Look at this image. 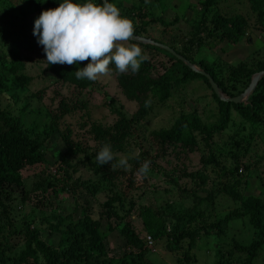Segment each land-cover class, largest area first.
<instances>
[{
  "label": "trees",
  "instance_id": "trees-1",
  "mask_svg": "<svg viewBox=\"0 0 264 264\" xmlns=\"http://www.w3.org/2000/svg\"><path fill=\"white\" fill-rule=\"evenodd\" d=\"M72 2L83 4L87 0ZM92 2L102 5L101 0ZM223 2L198 0L197 6L187 3L190 17L181 12L173 15L170 21H165L161 16L165 10L163 0H151L145 7L143 0L129 7H123L119 0H108L120 10L122 16L133 21L134 35L171 48L207 73L224 95L233 97L248 85L252 74L264 69V52L261 56L257 54L242 60L236 66L223 68L221 61L215 58L206 60L200 50L212 49L221 42L234 45L244 36L247 39L246 29L251 26L258 32L264 31V0H247V14L254 18L252 24L246 14L227 10ZM20 3L28 7L33 3L34 16L29 20L34 21L41 11L58 7L63 0H20ZM14 12L9 0H0L1 15H13ZM18 16L24 20L23 10L19 9ZM179 19H183L190 28V35L185 40L181 33L169 35L168 39L151 37L147 33V28L159 23L163 26L160 31L164 34L168 32L167 27ZM2 23L6 28L1 27ZM12 27L11 20L0 18L2 47L7 46L6 37L15 39L18 36L20 28L14 32ZM130 43L138 44L148 56L139 71L135 74L130 71L119 74L114 64H110L109 68L114 73L120 91L126 99L136 101L137 108L129 117L113 109L116 118L110 125L89 122L87 129L80 134L81 139L84 134H88L96 143L89 153L85 151L87 146L84 141L72 139L68 123L62 122V129L59 125L63 116L75 109H84V114H87L83 101L77 99L71 103L65 97H60L55 108L45 107L49 123L44 124L38 134L34 127L28 132L22 119L28 111L25 110L28 102L39 101L42 90L28 93L20 108H17L19 97L14 90H23L32 79L20 73L24 61H35L44 63L45 69L61 84L70 85L80 92L93 86L94 81L76 79L75 71L90 61L73 65L48 64L42 45L39 54L34 57L28 54L20 58L17 52L8 48V58H5L0 50V264H148L144 259L145 253L154 248L152 245L147 246L146 235L151 238V242L162 240L163 247L169 253H179L177 264H190L195 262L193 249L197 240L203 237L219 239L232 219L246 220L251 229L250 240L242 244L231 238L229 243H218L213 264H264V179H261L255 194L242 191L248 184L250 170L262 163L264 165V74L257 80L245 102H225L216 97L203 75L190 70L168 51L149 43ZM154 53L163 54L169 60V64L162 66L160 72L155 71V65L149 59ZM193 80H200L210 92L215 106L211 113L212 121L203 122L194 109L179 111L168 125L148 131L147 145L140 143L138 157L136 152L128 159L130 170L118 166L115 159L104 165L96 161V154L104 143L111 144L114 154L123 151L135 127L141 124L148 112L155 105H164L174 90ZM148 99L152 101L151 106L145 107ZM79 117L83 118L82 115ZM78 126L83 128L85 123L80 122ZM48 132L56 133L55 139L59 138L65 149L60 157L61 164L55 170L57 175L53 176L55 172L46 174L33 188L26 189L22 172L35 165H40L41 172L44 171L45 158L41 146L43 139L48 138ZM41 135L44 137L41 138ZM257 148L261 153L255 152ZM195 151L200 152V167L191 171L180 168L177 178L197 179L198 184L203 186L210 182L209 190L201 189L205 192L203 196L194 189H179L182 194L179 198L188 200V203L175 211L167 202L157 209L149 205L137 208L133 199L127 197L130 191L139 190L145 185V175H139L137 171L145 160L151 161L149 171L158 173L157 159L170 154L185 156ZM79 154L83 158V167L96 179L71 178L67 171L71 166L69 159ZM226 161L228 164H225ZM70 172H74V169ZM169 180L176 185V180ZM36 190L42 194V199L31 204L36 208L39 204L40 211L47 191L51 195L70 194L77 200L80 190L90 196L100 190L104 191L105 198L99 203L96 217L91 216L85 205L75 202L70 213L50 210L46 214L38 211L35 217L22 213L18 225L13 223V203L18 201L23 205L29 202L31 195H37ZM219 194L235 204L223 215L214 213L212 203ZM74 213H77L76 216ZM134 214L140 221L142 235L133 226L131 217ZM114 230L124 240V249L118 257L109 252L105 243L107 234ZM44 232L56 234V243H48L42 236ZM11 237H17L20 241H12Z\"/></svg>",
  "mask_w": 264,
  "mask_h": 264
},
{
  "label": "rangeland",
  "instance_id": "rangeland-1",
  "mask_svg": "<svg viewBox=\"0 0 264 264\" xmlns=\"http://www.w3.org/2000/svg\"><path fill=\"white\" fill-rule=\"evenodd\" d=\"M13 7V15H1L0 18L3 20H11L13 24L14 32L20 28L18 36L15 39L6 37V45L1 43L0 50L2 54H5V58H8L7 52L8 48L12 51L17 52L20 58L25 55H32L33 57L40 52V45L37 44V38L32 34L34 27V21L29 20L30 17L34 16L33 3L30 6L21 5L20 0H9ZM123 3V7H129L131 4L138 3V0H119ZM151 0H143V6L145 7ZM198 0H163V7H165L164 12L161 16L165 21H170L173 15H179V13H184L186 16L190 17L191 12L187 6V3L197 4ZM223 7L230 11H236L239 13H244L248 16V21L252 24L253 16L250 17L247 9V0H223ZM197 6V5H196ZM156 8V7H155ZM23 10L24 20L18 16V11ZM155 13L157 11L155 10ZM2 22V21H1ZM255 25V24H254ZM250 26V25H249ZM1 27L6 28L3 26ZM162 25L159 23L152 24L151 27L147 28V33L151 37L168 39L169 35L183 34L182 38L188 37L190 34V28L183 19H179L174 25L167 27L168 32L164 34L161 33ZM247 39L244 36L236 44H228L226 42L217 43L212 49L207 50L203 48L200 50V54L206 60L218 59L221 61L222 67L226 66H236L240 61L250 59L254 55L261 56L264 52V31L258 32L253 27L246 29ZM182 35V36H183ZM194 47V46H193ZM257 55V56H258ZM149 59L155 65V71H161L162 66H167L169 60L163 54L154 53ZM153 60L155 62H153ZM222 68V69H223ZM224 71V69H223ZM20 73L30 76L32 79L28 82L23 90L15 89L14 93L17 94L19 100L17 101V108H20L21 102H24V97L30 93L37 90H42L41 99L39 101L32 100L28 102L25 110H28L23 119L22 123L24 128L29 132L32 127L34 131L38 134L43 129L44 124L49 123V119L46 116L45 107L49 109L55 108L57 101L60 97H65L71 103L75 100L83 101L86 106L87 114H84V109H75L70 114L63 116L62 121L59 122L60 129L63 128V123H68L70 129L72 130V139H78L81 142L84 141L85 151L89 153L96 145L94 141L88 134H84V138L81 139L80 134L87 129L89 122L100 123L102 125H110L115 120L116 116L113 109L122 111L127 117L137 108V102L126 99L123 93L120 91L114 73L110 72L108 75L99 76L96 81H94L93 86L77 92L70 85L61 84L55 79V77L50 74L45 69V64L33 61H24V66ZM11 77V76H10ZM247 99V98H246ZM22 106V105H21ZM196 110L200 115L203 122H209L213 120L212 112L215 110L214 102L210 98V92L205 87V85L200 80H193L187 84H184L173 91L172 96L165 102L162 106H154L148 114L145 116L141 124L135 127L134 133L130 136L127 144L123 151L115 153V162L119 166V160L123 157L131 158L136 154L139 144L147 145V133L148 131L168 125L172 119L176 116L179 111L187 112L190 110ZM30 110V112H29ZM82 115L83 118L79 116ZM89 118H88V117ZM84 122L85 126L80 128L78 123ZM56 133L52 134L48 132V138L42 141V150L45 158L44 171L41 172V166L35 165L33 168L25 170L22 172L24 178V186L26 189L33 188L35 183L39 182L40 178L49 173H54L57 169V165H60V157L65 151L62 141L55 137ZM44 137L41 135V138ZM77 137V138H76ZM141 140V141H140ZM83 143V144H84ZM258 143V142H257ZM84 146V145H83ZM254 150V149H252ZM257 154L261 153L260 149H255ZM199 156L200 152L195 151L191 153L182 155H167L163 158H159L156 161L157 167H159V172L149 171L144 177L145 185L139 190H132L128 193L127 197L133 199L135 206L138 208L142 205H149L150 207L157 209L159 206H164L167 202L173 207V210H178L183 208L188 200L180 199L179 189L184 188L186 190H196L197 194L203 196L205 192L201 189L209 190L211 183L208 182L206 185L198 184L197 179H190L186 177L177 178L178 169L185 168L188 171L196 170L199 166ZM83 158L81 154L76 157L69 159L71 166L67 169L71 178L75 179L79 177L81 180L90 178L91 180L96 179L89 171L83 167ZM228 164V161L225 162ZM261 165V164H260ZM256 166L252 168L247 177L248 184L242 189L245 194H255L260 185L261 179H264V165ZM74 169V172H70ZM57 175L56 172L53 176ZM170 178L176 180V185L170 182ZM42 186H40L41 188ZM202 187V188H201ZM39 189V188H38ZM178 189V190H177ZM40 190V189H39ZM37 192L36 196L31 195L29 202L20 205L18 201H15L12 217L13 223L18 225L20 215L22 213L37 215L39 212H44L48 214L50 210H56L62 214L70 213L75 202L81 205H85L91 213L92 217H96L99 211V203L105 198L104 191L98 190L94 196H90L83 193L81 190L78 192L77 200L73 199L70 194H58L51 195L47 191L46 199L43 200L44 206L41 207V211L38 210L39 207H34L31 203H36L39 199H42V194ZM214 213L216 215H223L227 211L231 210L235 205L230 201L229 198L219 194L213 199ZM46 205V206H45ZM35 208V209H32ZM37 209V210H36ZM30 210H33L30 212ZM77 213H74L76 216ZM132 223L139 235L144 234L141 229L140 221L137 219L135 214L131 217ZM103 229H105V224H103ZM42 236L47 240L48 243L55 244L57 241L56 234H46L44 232ZM251 229L247 224L245 219H232L228 222L225 227L224 235L222 237H203L197 240L196 246L193 249L195 254V262L190 264H213L215 260V249L218 243H229L230 239H234L239 243L245 244L250 240ZM12 241H17V237H11ZM20 239L18 240V242ZM105 243L107 244L109 252L114 254V257H118L121 251L124 249V240L117 232L114 230L107 234ZM163 241H152L153 251L146 252L144 259L148 264H177L176 259L180 257L179 253H169L163 247Z\"/></svg>",
  "mask_w": 264,
  "mask_h": 264
},
{
  "label": "clouds",
  "instance_id": "clouds-1",
  "mask_svg": "<svg viewBox=\"0 0 264 264\" xmlns=\"http://www.w3.org/2000/svg\"><path fill=\"white\" fill-rule=\"evenodd\" d=\"M133 21L122 16L120 10L108 0L102 5L92 0L73 3L63 0L58 7L41 11L34 20L32 34L37 44L42 45L48 64L73 65L90 61L75 71L76 79L96 81L99 76L110 74V64L119 74L137 73L141 64L148 59L141 47L130 43L134 36ZM151 99L145 107L151 106ZM138 157V150H137ZM115 158L110 143H104L96 154L100 165ZM151 161L145 160L138 174L146 175ZM119 165L126 171L131 169L128 157H121Z\"/></svg>",
  "mask_w": 264,
  "mask_h": 264
},
{
  "label": "water",
  "instance_id": "water-1",
  "mask_svg": "<svg viewBox=\"0 0 264 264\" xmlns=\"http://www.w3.org/2000/svg\"><path fill=\"white\" fill-rule=\"evenodd\" d=\"M101 2L103 4L104 0H101ZM134 36L135 37L133 38L132 41L156 45V46L164 49L165 51H168L169 53L174 55L177 59L181 60L183 63L186 64V66L190 70L195 71V72L203 75L207 79V81H208L213 93L216 95V97L219 100H222L225 102H233V103L245 102L247 96L253 91L257 80L264 74V69L255 72L254 74H252V76L250 77L248 85L243 89V91L241 93H239L238 95L233 96V97H228V96L224 95V93L221 91V89L217 86V84L212 80V78L207 73H205L203 70L195 67L192 63H190L188 60H186L182 56L176 54L171 48H169L163 44L154 42L148 38H144V37L137 36V35H134Z\"/></svg>",
  "mask_w": 264,
  "mask_h": 264
},
{
  "label": "built area",
  "instance_id": "built-area-1",
  "mask_svg": "<svg viewBox=\"0 0 264 264\" xmlns=\"http://www.w3.org/2000/svg\"><path fill=\"white\" fill-rule=\"evenodd\" d=\"M145 239H146V244H147V246H148V247H151V244H152V242H151V238H150L148 235H146V236H145Z\"/></svg>",
  "mask_w": 264,
  "mask_h": 264
}]
</instances>
